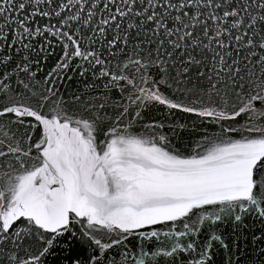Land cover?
I'll return each mask as SVG.
<instances>
[{"label": "snow or ice", "instance_id": "obj_1", "mask_svg": "<svg viewBox=\"0 0 264 264\" xmlns=\"http://www.w3.org/2000/svg\"><path fill=\"white\" fill-rule=\"evenodd\" d=\"M0 264H264V0H0Z\"/></svg>", "mask_w": 264, "mask_h": 264}]
</instances>
